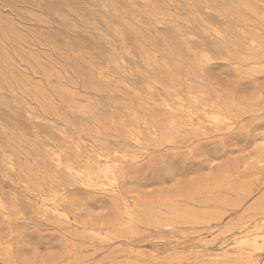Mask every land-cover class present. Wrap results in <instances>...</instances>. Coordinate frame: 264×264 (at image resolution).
Here are the masks:
<instances>
[{"label":"rangeland","instance_id":"rangeland-1","mask_svg":"<svg viewBox=\"0 0 264 264\" xmlns=\"http://www.w3.org/2000/svg\"><path fill=\"white\" fill-rule=\"evenodd\" d=\"M263 57L264 0H0V264H264Z\"/></svg>","mask_w":264,"mask_h":264},{"label":"bare ground","instance_id":"bare-ground-1","mask_svg":"<svg viewBox=\"0 0 264 264\" xmlns=\"http://www.w3.org/2000/svg\"><path fill=\"white\" fill-rule=\"evenodd\" d=\"M264 58V57H263ZM123 219V218H122ZM123 221V220H122ZM122 223V222H121Z\"/></svg>","mask_w":264,"mask_h":264}]
</instances>
